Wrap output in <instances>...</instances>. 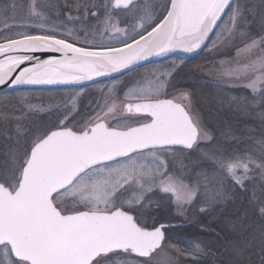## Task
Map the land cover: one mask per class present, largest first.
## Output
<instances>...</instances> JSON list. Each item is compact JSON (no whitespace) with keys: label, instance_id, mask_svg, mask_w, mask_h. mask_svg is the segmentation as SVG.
<instances>
[{"label":"snow or ice","instance_id":"1","mask_svg":"<svg viewBox=\"0 0 264 264\" xmlns=\"http://www.w3.org/2000/svg\"><path fill=\"white\" fill-rule=\"evenodd\" d=\"M10 6L16 8L15 3ZM45 7L31 0L20 27L3 35L0 85L81 84L134 70L152 57L177 50L211 51L239 36L248 43L237 49V55L247 54L249 59L226 63L221 75L241 82L264 106V35L253 38L239 30L243 11L236 0H162L159 19L146 5L131 30L120 27L113 10L131 12L134 0H109L102 13L91 15L97 17L102 34L108 33L119 46L102 42L100 47H80L60 38L55 27L46 25ZM84 8L88 14L89 5ZM31 28L41 31L33 34ZM257 50L261 54L252 58ZM36 53L51 55L41 59ZM150 74L154 80L128 88L123 99L116 98L119 81L113 78L104 106L95 115L67 124L65 116L33 133L19 154H11V166L0 171V264H173L165 248L170 225L147 223L140 208L153 187L170 194L181 215L182 205L195 207L196 189L167 174L161 154L190 150L207 133L190 114L187 94L161 98L170 73H160L165 80L156 70ZM205 155L214 166V177H220L209 204L225 198L224 179L245 189L256 171L264 178V149L259 161L247 153ZM252 197L257 199L255 191ZM259 200V212L264 214V189ZM184 243L193 256L203 251L199 243ZM169 246L184 254L175 244Z\"/></svg>","mask_w":264,"mask_h":264},{"label":"rangeland","instance_id":"2","mask_svg":"<svg viewBox=\"0 0 264 264\" xmlns=\"http://www.w3.org/2000/svg\"><path fill=\"white\" fill-rule=\"evenodd\" d=\"M12 3L16 4L15 9L11 8L10 5ZM30 3L31 0H0V43L4 42L3 35L5 33L12 34L14 29L20 27L21 18L27 17ZM38 3L47 5V7L43 9L47 17L46 25L48 27H55L60 38H69L75 41L79 40L82 43L86 40L93 41L91 44L84 43L92 47H100L102 42L112 43L115 46L118 45L115 44L114 39L110 40L108 33L102 34V29L98 25L97 17L91 15V12L102 13L104 11L103 5L109 3V0H103L102 6L101 1L99 5H97L90 0H38ZM161 3L162 0H141L139 3L135 4V8L131 12L128 10L125 12L113 10V19H119L121 21L120 27H127L131 30V27L136 22L135 17L142 14L146 5L151 7L152 11L156 13V18L159 19V13L161 11L159 6ZM241 3H243L242 0H236L237 6L240 7ZM77 5H79L78 8ZM85 5H89L88 14H85ZM91 5H96V7H91ZM255 5L254 0H248L247 4L241 6L243 21L239 29L251 35L253 38L264 35V3H262V8H258ZM69 10L75 11L74 13L70 12L71 19H69ZM13 17H15V19H13ZM226 19L227 16L224 20ZM5 23L10 27L4 28L3 25ZM30 31L34 34L41 30L38 28H31ZM67 31H72L73 35L65 36L64 33ZM76 32L83 33L85 39H80L75 36ZM73 37H77L78 39H73ZM213 39H215V35L212 40ZM245 43H248V41H241L239 36H236L230 44L218 43L211 51L207 49L206 54L208 55L206 61H208V63L202 66V76L199 80L191 76L190 66L181 62L171 63L170 65L166 63L144 67L116 79L119 81L116 85L117 99H123V94L128 88L144 85L146 81L154 80L155 76L150 74L153 70H156V75H160V73H170L166 80L164 76L160 75V79L165 80V94L162 95L161 98H173L180 96L182 93L187 94L188 110L198 122L202 133H207V137L199 140L197 145L190 151L161 155L162 159H164L167 164V174H170L174 179L182 180L189 188L196 189L197 195L193 204L200 198L208 202V198L214 195L215 189L219 187L218 180H220V177H214V166L206 157L205 153L225 154L221 153L214 145V136L204 124L205 115L203 114L202 107L199 105L197 109L195 103L198 102L200 97H204L201 94V90H203L209 98L212 96L210 93L213 90L212 85L214 83H217L219 88L223 89L249 90L243 87L241 82L227 80L221 75V69L226 63L234 64L239 61V63L243 64L247 62L249 59L247 54L242 53L237 55V49L243 48ZM259 54L261 53L257 50L252 58H255V55ZM180 60L186 59H179L178 61ZM189 65H192L191 70L194 71L201 64L197 61ZM180 75V80H177ZM111 84L112 81H106L83 89V91L78 90L80 92L78 96L76 95L78 92L77 90L46 93L29 91L34 89L0 95V147L4 149L1 153L2 155L4 154L3 158H6L1 159L2 155H0V171L11 166V154L13 152L19 154L26 146L27 139L38 130L49 127L58 120H63L65 116L68 117V119L65 120L67 124L69 121L74 120L80 122L89 116L95 115L100 107L104 106V98ZM183 86L190 87L191 89H176ZM73 97H75V101H73ZM205 99L206 97H204L201 102ZM109 103H111L110 100ZM28 105H35L38 107L35 110H29L27 107ZM17 129L20 130V135H17ZM250 148L248 154L255 156L257 153L253 147ZM233 155H235V153H233ZM256 174H259V171L251 174V176H256ZM224 183L225 181H223V189L225 191ZM125 198H127V194ZM166 204H170V206L173 207L172 209L176 216L180 219L184 218L191 208L187 204L182 205L184 212L181 215L177 211V205L173 201L171 195L162 193L153 187V190L146 194L143 206L140 208V211L144 214L145 221L150 224V221L147 220V216L151 219V216L156 213L157 209L162 208ZM165 248L174 263L169 248L167 246H165Z\"/></svg>","mask_w":264,"mask_h":264},{"label":"trees","instance_id":"3","mask_svg":"<svg viewBox=\"0 0 264 264\" xmlns=\"http://www.w3.org/2000/svg\"><path fill=\"white\" fill-rule=\"evenodd\" d=\"M90 1L95 2L97 5L101 1V6L103 5V0ZM242 1L241 6L248 2V0ZM254 3L258 8H262L264 0H254ZM206 50L194 59L183 60V64L190 66L191 76L198 78V80L202 76V66L208 63L206 61L208 55ZM180 61L176 58H170L144 67L166 63L170 65ZM197 61L201 65L194 71L191 70L192 65L189 64ZM133 71L128 73H133ZM180 77L181 75L177 80ZM91 86L79 89L29 91L42 93L78 91ZM212 86L213 90L210 93L212 96L209 98L201 90V94L206 99L201 102L204 97H200L198 102L195 103V107L197 109L199 105L202 107L205 115L204 124L214 136V145L221 153L226 155H233V153L248 154L250 147H253L257 153L253 157L259 161L261 149H264V106L253 100L249 90L223 89L219 88L217 83ZM176 89L190 90L191 88L183 86ZM21 91L26 90L3 94ZM2 147L4 148L3 144ZM3 151L4 149L0 147V155ZM3 156L4 154L1 159ZM223 181H225L224 192L226 194L223 200L218 199L216 202L209 204L200 198L195 201V207H191L182 219L176 216L170 204L157 209L151 219L147 216L150 224H175V226L166 230L165 244L173 256V264H264V214L259 212L261 206L259 194L261 189H264V178H262L260 172L256 176L252 175L251 180L245 182L246 190L235 186L229 179ZM253 191L257 193V199L255 200L252 197ZM201 207L207 210L200 212ZM185 241L199 243L203 251L195 256L189 254L188 249L185 248ZM169 242L175 244L184 254L181 255L179 252L172 250Z\"/></svg>","mask_w":264,"mask_h":264},{"label":"water","instance_id":"4","mask_svg":"<svg viewBox=\"0 0 264 264\" xmlns=\"http://www.w3.org/2000/svg\"><path fill=\"white\" fill-rule=\"evenodd\" d=\"M138 1L139 0H134V4L137 3ZM117 10H119V9H117ZM223 18L224 17H222V19ZM219 23H221V22H218V24ZM215 31H216V29L214 30V32ZM211 37L212 36H210L209 41H210ZM208 42H206V43H208ZM203 50H204V48H202L200 50H197V52H194V53H184L183 51L177 50L176 52L170 53V54H168L166 56H163V57H152V58H150L149 61L142 62L141 64L135 66L134 69H136L138 67H141V66H144V65H148V64H152V63H155V62H158V61H162V60H165V59H168V58H171V57H177L178 56V57H183V58H193V57L199 55ZM35 55L39 56L41 59H46V58H48V55H51V54L36 53ZM24 66L25 65H21V67H24ZM17 71H19V70H17ZM128 71H131V70H124L123 72H120V73H113L111 77H97V78H94L92 81H84L81 84H76V85H20V86H14L11 83V81H8L7 83H5L3 85H0V93L14 91V90H20V89H25V88H34V89L79 88V87L92 85L94 83H97V82L105 80V79L113 78L115 76H118L120 74L126 73ZM171 226H173V225H170V227Z\"/></svg>","mask_w":264,"mask_h":264},{"label":"flooded vegetation","instance_id":"5","mask_svg":"<svg viewBox=\"0 0 264 264\" xmlns=\"http://www.w3.org/2000/svg\"><path fill=\"white\" fill-rule=\"evenodd\" d=\"M115 11H127V10H115ZM70 12H72V13H74L75 11L74 10H69V13ZM75 36H77V37H79L80 39L82 38V39H85V37H84V34L83 33H80V32H76L75 33ZM84 37V38H83ZM64 39H67L70 43H76L77 44V46H80V47H92V46H88L87 44H84V43H82V42H80L79 40H71V39H69V38H64ZM117 46H119V45H117ZM176 59H181V58H176ZM125 74H127V73H125ZM125 74H122V75H118V76H116V77H113L114 79H117V78H120V77H122V76H124ZM113 78H111V79H108V80H104V81H101V82H99V83H96V84H101L102 82H105V81H112V79Z\"/></svg>","mask_w":264,"mask_h":264}]
</instances>
